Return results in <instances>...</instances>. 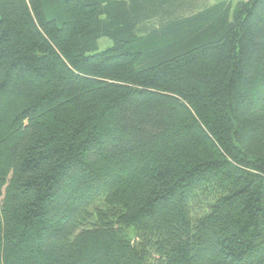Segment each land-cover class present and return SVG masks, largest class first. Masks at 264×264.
I'll list each match as a JSON object with an SVG mask.
<instances>
[{
  "label": "trees",
  "instance_id": "16d2710c",
  "mask_svg": "<svg viewBox=\"0 0 264 264\" xmlns=\"http://www.w3.org/2000/svg\"><path fill=\"white\" fill-rule=\"evenodd\" d=\"M193 1L0 0V264H264V0Z\"/></svg>",
  "mask_w": 264,
  "mask_h": 264
},
{
  "label": "rangeland",
  "instance_id": "374dc122",
  "mask_svg": "<svg viewBox=\"0 0 264 264\" xmlns=\"http://www.w3.org/2000/svg\"><path fill=\"white\" fill-rule=\"evenodd\" d=\"M222 1H232L235 4V3L242 1V0H194L193 1V5H194L193 9L188 10V8H187L185 12H186V14H189L191 12H195V11L202 9L205 6H211V5H214V4H216L218 2H222ZM154 23L158 24V20H155ZM111 44H112V42L108 38L100 39V41H99L100 50L105 49L107 46H109Z\"/></svg>",
  "mask_w": 264,
  "mask_h": 264
}]
</instances>
